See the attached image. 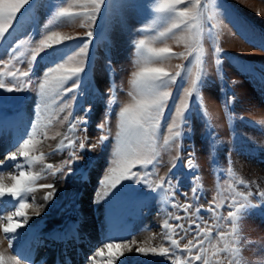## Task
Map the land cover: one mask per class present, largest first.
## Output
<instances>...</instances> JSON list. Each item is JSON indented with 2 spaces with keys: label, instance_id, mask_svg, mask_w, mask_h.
Returning a JSON list of instances; mask_svg holds the SVG:
<instances>
[{
  "label": "rangeland",
  "instance_id": "obj_1",
  "mask_svg": "<svg viewBox=\"0 0 264 264\" xmlns=\"http://www.w3.org/2000/svg\"><path fill=\"white\" fill-rule=\"evenodd\" d=\"M80 2L81 0H34L31 7L26 5L28 11L19 26L15 43L23 41L21 47L23 51L24 48H34L35 41L49 31H58L62 35L84 36L89 29L81 27L79 19L71 23L58 22L50 25L60 7H68L70 11L78 12L82 10L79 6ZM163 2L164 0H105L102 5L96 21L92 24L94 38L90 46V57L86 62V74L83 77L81 92L72 101L71 115L75 120H87V124L75 133L77 150L79 141H85L86 149L89 145L97 143L101 135L97 126L105 120H107L105 133L110 135V139L94 150H85L82 153L83 159L73 165L77 169H86L83 176L79 172L74 175L49 174L37 182V184H54L55 195L47 202H44L43 197L51 189L37 188L28 195L26 202L32 205L35 201L36 205H42L43 212L40 211L39 215H35L31 206L25 210L29 218L28 223L18 229L17 234H12L11 249L8 248L4 233L0 231V244L7 245L6 254L16 257L17 264H40L30 259L31 253L36 249L41 250V254L46 258L56 248L57 251H67V255L59 257L61 258L59 264L66 262L84 264L83 261H77L76 256L73 257L79 247L85 249L89 247L97 251L104 243L109 242L123 244L135 240L137 243L132 245L133 248L158 247L162 243V236L159 235L162 231L160 225L168 218L169 213L177 214V210L172 207V201H165L162 198L163 190L152 191L144 184L124 181L123 183L128 187L115 196L110 193L108 204L106 198V200H98L95 195L102 194L101 181L108 174L107 169L112 166V152L118 131V113L124 104L131 102V97L128 95L132 91L130 81L132 73L140 66L137 44L141 39H145L148 47H169L173 54L187 55L185 43L178 39L181 35H187L186 32L177 31L175 36L169 34L167 37L156 39L158 33L168 26L166 18L154 10ZM212 2L215 7L209 4L210 11L206 12L205 16L215 12L216 20L205 23L206 36L203 47L206 56L200 96L193 102L187 126L183 129L184 135L178 141L179 148L173 146L163 150L160 164L155 174L150 177L151 180L158 181L161 176L171 175L173 185H178L175 202L181 205L186 202L185 193L188 194L189 199L191 198V189L196 184L202 188L197 206L205 207L216 194L218 187L226 189L228 183L236 178H243L249 184L248 189L240 186V191H256L257 188L264 187V118L254 119L251 111L252 102L264 107V0H212ZM213 23H216L217 27L213 28ZM67 43L71 45L73 42ZM217 47L221 50L219 63L215 51ZM8 51L10 52L11 49L9 48ZM66 51L65 60L79 49L70 48ZM0 58L8 59L4 47H0ZM54 59L49 57L36 64L32 74L33 85L26 90L7 92L0 89V160L11 151H15L19 146L17 142L22 143L23 139H27L26 133L31 132V123L36 120V113L39 111L37 105L41 102L36 82L38 78H43V73L49 67H55ZM192 59L194 60V57ZM181 63L187 64V61L178 55H172L163 63L149 66L163 68L168 66L164 69L174 73L175 66ZM17 66L20 67L19 64ZM67 66H74V62L69 61ZM22 67L27 70V63L24 62ZM0 70H5L3 65H0ZM110 86L113 89L111 92ZM183 87H188L186 80L183 82ZM173 90L183 94V88H180L179 84L173 85ZM113 97L116 102L109 103ZM176 102H179L178 98ZM169 111L174 112L171 105ZM49 114L44 112L40 120L41 126L48 123ZM64 115H67V112L61 113L53 121L47 131L49 137L67 130V124L59 123V119ZM165 121L171 122L167 115ZM163 134H167L166 124ZM163 134L160 137L161 143ZM61 138L44 140L39 145L40 151L45 154L53 151ZM41 139L40 136L36 137L38 141ZM70 151L71 149H66L62 153H55L46 162L52 163L54 167H60L62 162L69 158ZM189 153H194L198 165L195 170L186 167ZM35 154L39 155V152ZM178 154L180 158L174 161L173 158ZM18 159L23 160L21 157ZM173 163L176 167L169 174L168 170ZM11 164L13 162L8 161V165ZM39 167L40 165H36L33 170H38ZM229 168L234 170L235 177L228 176ZM64 171L66 173L67 169ZM9 173L18 175L14 168L4 167L0 171V176L3 177L5 184L11 183L8 178ZM196 177L199 179L197 180ZM86 191L91 194L88 198V217L82 223L83 236L82 240L77 242L78 245L65 250V244L56 245L49 235H46L48 239L37 238L39 230L44 226L50 227V234L67 230L81 209L80 203ZM224 195L228 196L229 193L224 192ZM252 203L254 204V200ZM14 211L15 208L10 205L0 206V215L7 216ZM57 211L59 212L56 215ZM221 211L224 215L227 214V208ZM251 213L252 209L242 221L244 240L242 264H264V256H262L264 252L259 256V252L257 253L259 247L248 234L249 225L252 228L256 225L254 220H251ZM179 214L183 215L182 212ZM201 216L207 219L209 214L202 212ZM14 219L23 218L14 217ZM59 220H62V223L58 227L54 226ZM182 222L187 224L186 221ZM230 227L227 225L222 230ZM146 234L148 238L152 237L148 242L142 239ZM97 238L100 242L96 244ZM191 238L190 234L187 239L180 241V246L183 247ZM62 240L65 242V239ZM43 242L45 244H41ZM27 244L28 251L23 254L21 247L25 248ZM165 246L168 245L165 243ZM14 250L21 252L15 253ZM66 257L68 258L63 260ZM108 258L109 250L106 249L102 257H97V261L106 264ZM120 259L124 264H171V261L164 257L151 253L143 255L134 251L126 253Z\"/></svg>",
  "mask_w": 264,
  "mask_h": 264
},
{
  "label": "snow or ice",
  "instance_id": "obj_2",
  "mask_svg": "<svg viewBox=\"0 0 264 264\" xmlns=\"http://www.w3.org/2000/svg\"><path fill=\"white\" fill-rule=\"evenodd\" d=\"M33 2L34 0H0V47H4L8 55L7 60L0 58V65H3L5 69L0 70V89L7 92L26 90L33 85L32 74L36 64L49 57L55 58L53 60L55 67H49L43 73V78H38L36 82L41 102L37 105L39 111L36 113V120L31 123V132L26 133L27 139H23L22 143L17 142L19 146L15 151H11L3 160H0V171L8 166L18 173V175L9 173L10 184L3 183V177L0 176V206L10 205L15 208L10 215H0V231L5 235L9 249L12 248V234H17L18 229L28 223L29 218L25 210L31 206L35 215H39L42 210L43 206L36 205L35 201L32 205L26 202L28 195L37 188L51 189L43 197L45 202L55 195L54 184H37V182L49 174L52 176L58 173L74 175L79 172L83 176L86 169H77L73 165L83 159L82 153L85 150H94L110 139V135L105 133L107 126V120H105L97 126L101 133L97 143L89 145L86 149L85 141H79L77 150L75 133L87 124V120H75L71 115L72 101L81 92L84 83L86 62L90 57V46L94 38L92 24L96 21L105 0H81L79 6L82 10L78 12H72L68 7H60L50 22V25L58 22L71 23L79 19L80 26L89 29L84 36L62 35L58 31H49L35 41L34 48H24L21 51L24 42L15 43V39L24 14ZM209 4L215 7L212 0H164L154 9L156 13L166 18L168 25L158 33L156 39L167 37L169 34L175 36L177 31L186 32L187 35H181L178 39L185 43L187 55L173 54L169 47H148L145 39L139 41L136 47L139 51L140 66L132 73L130 81L132 91L128 93L131 102L124 104L118 113V131L112 152V166L107 169L108 174L101 181L103 191L100 199L109 197L110 193L112 196L117 195L128 187L123 183L124 181H133L136 184H144L152 191L163 190L162 198L165 201H172V207L177 210V214L169 213L168 218L164 219L160 225L162 231L159 235L162 236V243L158 247L133 248L132 245L137 243L135 240L123 244L104 243L95 251L94 256L89 258L90 264H96V258L102 257L106 249L109 250L106 264H124L120 258L133 251L143 255L151 253L164 257L169 259L171 264H242L244 247L242 221L250 209L257 207L252 203L253 199L259 200L260 211L264 213V190L257 188L255 192L240 191V186L248 189L249 184L243 178H236L228 183L226 189L218 187L216 194L205 207L197 206V201L202 195V188L196 184L191 189V198L189 199L188 194L185 193L186 202L181 205L175 202L178 185H173L171 175L161 176L158 181L150 179L160 164L161 152L173 146L179 148L178 141L184 135L183 129L187 126L193 102L200 96L206 56L203 47L206 36L205 23L216 20L215 12L205 16V13L210 11ZM26 5L28 7H25ZM180 5L184 6L180 7ZM212 27H217V24L213 23ZM69 41L73 43L69 45L67 43ZM70 48H78L79 51L65 60L66 49ZM215 51L217 63H219L218 57L221 50L217 47ZM172 55L182 57L187 64H177L174 73L166 71L163 67L149 66L163 63ZM69 61L74 62V66L68 67ZM24 62L27 63V70L22 67ZM18 64L20 67L17 66ZM185 80L188 83L186 88L183 87ZM177 84L183 88L182 95L178 90H173V85ZM109 91H113L111 86ZM115 102L114 97L109 101V103ZM170 105L174 108V112L169 111ZM44 112L50 114L48 123L41 126L40 120ZM65 112L67 115L59 119V123L67 124V130L49 137L47 131L53 121ZM166 115L170 118V123L165 121ZM165 124L167 134H163ZM162 134L163 142L161 143ZM37 136L42 139L36 140ZM57 137L62 138L59 139L53 151L47 154L40 151L39 145L44 140H56ZM66 149H71L69 158L63 161L60 167H54L52 163L46 162L50 156L62 153ZM37 152L39 155L35 154ZM18 157L23 160H19ZM179 158L178 154L173 159L175 161ZM8 161H12L13 164L8 165ZM36 165H40L39 169L33 170ZM175 167L176 164L173 163L168 170L169 174ZM186 167L190 170L198 167L194 153H189ZM65 169H67L66 173ZM235 175L234 170L229 168L228 176L235 177ZM196 179L199 178L196 177ZM224 192H228L229 195L225 196ZM223 208H227L226 215L221 211ZM181 212L183 215L179 214ZM202 212L209 214L207 219L201 216ZM14 217L23 219H14ZM182 221H186L187 224ZM227 225L231 227L222 230ZM190 234L192 238L181 247L180 241L187 239ZM148 239L150 241L152 237ZM165 243L168 246H165ZM113 249L118 251L113 252ZM120 249L123 251H119ZM0 264H17V260L14 256L0 252Z\"/></svg>",
  "mask_w": 264,
  "mask_h": 264
},
{
  "label": "bare ground",
  "instance_id": "obj_3",
  "mask_svg": "<svg viewBox=\"0 0 264 264\" xmlns=\"http://www.w3.org/2000/svg\"><path fill=\"white\" fill-rule=\"evenodd\" d=\"M164 68H168V66H165ZM252 107H251V111L253 112V118L254 119H256V120H258V119H262V118H264V107H262V106H260V105H255V103L254 102H252V105H251ZM252 118V117H251ZM3 150V149H2ZM5 150V149H4ZM0 151H1V149H0ZM3 183H4V181H3ZM100 195L101 194H97V195H95L96 197H97V199L98 200H101L100 199ZM91 196V194L90 193H88L87 191L86 192H84V194H83V200H82V202L80 203V211H79V213L77 214V215H75V217L73 218V220H72V222L70 223V227L67 229V230H65V231H61V232H57V234L55 233V234H50L51 233V229H50V227L48 228V227H43L42 229H40L39 230V234H38V237L37 238H42V239H48V235L49 236H51L50 238H51V240L56 244V245H66V247H65V250H69L68 248H70V247H73V245H78L77 244V242L78 241H80V240H82L81 238H82V236H83V230H84V228H83V222L87 219V208H88V198ZM105 199V198H104ZM107 199V200H106ZM106 204H108V201H110V199L108 198V197H106ZM45 202V201H44ZM47 206V205H46ZM43 208V207H42ZM89 210V209H88ZM42 212H43V210H41ZM60 211V210H59ZM59 211H57L56 212V215H57V213L59 212ZM83 213H85V215L83 214ZM77 216V217H76ZM62 223V220H59V221H57L56 223H54V226H57L58 227V225H60ZM250 227V230L248 229V234H249V236H250V238L252 239V240H256V243H254V244H257L256 246H258L259 247V249H262V247H264V226H262V225H254L253 226V228H252V226L251 225H249ZM53 231V230H52ZM102 231V230H101ZM37 233V232H36ZM86 234V233H85ZM47 235V236H46ZM103 236V234H101V237ZM95 237V236H94ZM32 239V238H31ZM62 239H65V242H64V240H62ZM143 240H146L147 242H148V235L146 234L145 235V237H143L142 238ZM141 239V240H142ZM93 241V240H92ZM0 242H1V239H0ZM5 242V241H4ZM94 242H95V240H94ZM100 241H99V239L97 238L96 239V244L97 243H99ZM26 243H27V241H26ZM41 244H45V242H43V243H41ZM93 244V243H92ZM95 244V245H96ZM100 245V244H99ZM5 246H7V245H4V244H0V252H2V253H5L6 254V252H7V247H5ZM13 246V245H12ZM27 246H28V244L26 245V247L24 248V247H21V248H23V254L26 252V251H28V248H27ZM29 246H30V244H29ZM89 246V245H88ZM93 246V245H92ZM96 247H97V245H96ZM95 247V248H96ZM37 248H39V247H37ZM64 248V247H63ZM19 249V248H18ZM38 249H36V251H34V252H32L31 253V257H30V259H31V261H33V262H35V263H40V264H59V260L61 259V258H59L60 256H64L65 254L67 255L68 254V252L66 251V252H62V250H60V251H57L58 249L56 248V250L53 252V253H51V254H48V257L46 258V256H44V254H41V250H38ZM73 249L71 248V251H72ZM92 248H89V247H87L86 249L85 248H80L79 247V249H78V252H75L74 253V255H73V257L74 256H76L77 257V261H79V262H85L84 264H86V263H89L90 264V257H92V256H94V254H95V251L96 250H93ZM257 250V249H256ZM18 251V250H17ZM17 251H13V252H17ZM20 251V250H19ZM18 251V252H19ZM75 251H77V250H75ZM121 251H123V249L121 250ZM263 251V250H262ZM21 252V251H20ZM257 253H258V251H257ZM22 254V255H23ZM70 254V253H69ZM7 255V254H6ZM260 255H262L261 254V252H259V256ZM262 256H264V253H263V255ZM46 258V260H45V258ZM72 257V256H71ZM75 257V258H76ZM16 258V257H15ZM21 258H22V256H21ZM24 258V257H23ZM68 257H66V258H63V260L64 259H67ZM68 261V260H67ZM70 263V262H69ZM68 262H66V264H69ZM96 264H103V263H101L100 261H97V258H96Z\"/></svg>",
  "mask_w": 264,
  "mask_h": 264
},
{
  "label": "crops",
  "instance_id": "obj_4",
  "mask_svg": "<svg viewBox=\"0 0 264 264\" xmlns=\"http://www.w3.org/2000/svg\"><path fill=\"white\" fill-rule=\"evenodd\" d=\"M263 184V183H262ZM261 190H264V187L261 188ZM253 191V190H251ZM255 192V191H253ZM254 200V204L257 205L256 208L252 209V213L250 214V216H252V221L254 220V222L257 224V225H262L264 226V213H262L260 211V208H259V200L258 199H253ZM249 219V218H248ZM246 220V219H245ZM247 221V220H246ZM253 241H256V240H253ZM259 249V248H258ZM263 250V251H262ZM258 252H264V249H259Z\"/></svg>",
  "mask_w": 264,
  "mask_h": 264
}]
</instances>
